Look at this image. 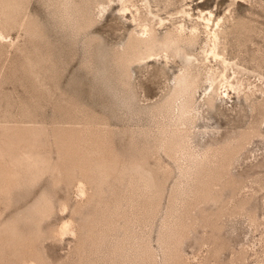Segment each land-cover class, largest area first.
Returning a JSON list of instances; mask_svg holds the SVG:
<instances>
[{"label":"rangeland","instance_id":"374dc122","mask_svg":"<svg viewBox=\"0 0 264 264\" xmlns=\"http://www.w3.org/2000/svg\"><path fill=\"white\" fill-rule=\"evenodd\" d=\"M136 8L211 15L239 95L166 108ZM0 264H264V0H0Z\"/></svg>","mask_w":264,"mask_h":264},{"label":"bare ground","instance_id":"6f19581e","mask_svg":"<svg viewBox=\"0 0 264 264\" xmlns=\"http://www.w3.org/2000/svg\"><path fill=\"white\" fill-rule=\"evenodd\" d=\"M135 11L137 18L133 15L132 19L135 22L136 20L138 21L139 32L130 35L129 40L124 44L123 53H125V60L129 63H141L145 60L163 59L167 63L179 58L181 68L173 77L172 87L163 102L166 108H171L178 103V118L186 117L184 114L189 111L193 93L196 91L197 83L201 76H203L204 81L209 86V90L207 89L205 93L206 102L209 105H213L218 95L222 96L223 94L229 97V90L239 95V89H241V86L238 85L239 83H231L225 76L224 70L228 61L218 51L220 35L219 31L216 28L213 29L212 25H210L211 15L200 18L203 20L202 30L199 29L200 26L197 24L188 28L184 22H181L172 29L160 34L152 23L153 19L151 20L152 22L145 18L142 19L138 8ZM181 12L186 14L184 10H181ZM188 14L187 16H189ZM199 20L197 19V21ZM161 22H163L162 19H159L157 24ZM213 24L217 25L218 22H213ZM202 33L205 36L201 37ZM195 46L200 49L201 58H198L197 54L192 52L191 49ZM212 62L223 64L224 70H218L217 67H214V64H210ZM81 192L83 193V190ZM68 230V224L63 222L60 231L64 233V231Z\"/></svg>","mask_w":264,"mask_h":264}]
</instances>
